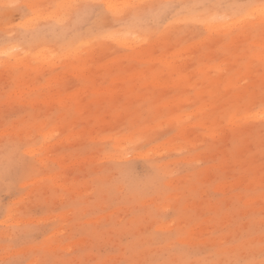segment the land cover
Instances as JSON below:
<instances>
[{
    "label": "rangeland",
    "instance_id": "rangeland-1",
    "mask_svg": "<svg viewBox=\"0 0 264 264\" xmlns=\"http://www.w3.org/2000/svg\"><path fill=\"white\" fill-rule=\"evenodd\" d=\"M104 1L0 0V264H264V1Z\"/></svg>",
    "mask_w": 264,
    "mask_h": 264
},
{
    "label": "bare ground",
    "instance_id": "bare-ground-1",
    "mask_svg": "<svg viewBox=\"0 0 264 264\" xmlns=\"http://www.w3.org/2000/svg\"><path fill=\"white\" fill-rule=\"evenodd\" d=\"M88 1H89V0H88ZM106 1H107L108 5H109L110 7H116V9L122 7V9L124 10L123 7H125L126 5H128L129 3H128V4H126V3L129 2L130 0H128V1H127V0H124V1H126V2H124L123 0H122V1H121V0H105L104 2H106ZM131 1H133V0H131ZM131 1H130V3H131ZM134 1H135V0H134ZM137 1H138V0H137ZM145 1H147V0H144V2H145ZM178 1L181 2V0H178ZM201 1H205V0H186V1H185L184 3H182V4H191V3L193 4V3L201 2ZM260 1H261V0H260ZM262 1H264V0H262ZM147 2H148V1H147ZM180 2H179V3H180ZM216 2H217V1H216ZM233 2H234V1H233ZM89 3H90V2H89ZM124 3H125V4H124ZM139 3H140V2H139ZM141 3H142V2H141ZM141 3H140V5H141ZM148 3H149V2H148ZM148 3H143V4H148ZM164 3H166V2H164V1H156V2L153 3V6H158V7H160V6H161L162 4H164ZM131 4H133V2H132ZM136 4H138V3H136ZM143 4H142V5H143ZM217 4H218V3H217ZM226 4H227V3H226ZM245 4H246V3H245ZM251 4H252V3H251ZM251 4H250V5H251ZM199 5H200V4H199ZM229 5H231V4H229ZM229 5H228V6H229ZM233 5H234V4H233ZM233 5H232V6H233ZM238 5H239V4H238ZM238 5H236V6H238ZM242 5H244V4H241V6H242ZM166 6H167V5H166ZM197 6H198V5H197ZM212 6L214 7L213 4H212ZM248 6H249V3H248ZM252 6H253V5H252ZM249 7H250V6H249ZM258 7H259V5H258V6L256 5V8H258ZM263 7H264V6L262 5V8H261L262 10H264ZM155 8H156V7H155ZM209 8H210V7H209ZM230 8H232V7H230ZM230 8H229V9H230ZM233 8H234V6H233ZM259 8H260V7H259ZM109 9H110V8H109ZM116 9H114V10H115L114 13L116 12ZM191 9H192V7H191ZM202 9H203V8H201V12H202ZM261 9H258V10L261 11ZM125 10H126V9H125ZM125 10H124V11H125ZM130 10H131V9H130ZM187 10H188V9H187ZM205 10H206V9H205ZM205 10H204V11H205ZM224 10H226V9H224ZM240 10H241V9H240ZM243 10H245V9L243 8ZM247 10H248V9H247ZM247 10H246V11H247ZM251 10H252V12H253V9H251ZM256 10H257V9H255V12H256ZM258 10H257V11H258ZM194 11H195V10H194ZM196 11H197V9H196ZM199 11H200V10H199ZM206 11H208V10H206ZM218 11H219V10H218ZM227 11H228V10H227ZM229 11H230V10H229ZM260 11H258V12H260ZM110 12H111V11H110ZM156 12H157V11H156ZM185 12H187V11H185ZM191 12H193V11H191ZM242 12L244 13V11H242ZM252 12H251V14H252ZM258 12H257V13H258ZM262 12H263V14H264V11H262ZM262 12H261V13H262ZM127 13H128V12H127ZM158 13H160V12H158ZM162 13H163V11H162ZM206 13H207V12H206ZM245 13H246V12H245ZM245 13H244V14H245ZM249 13H250V12H249ZM249 13H248V14H249ZM118 14H119V13H118ZM122 14H123V13H122ZM124 14H125V13H124ZM140 14H141V13H140ZM156 14H157V13H156ZM188 14H190V13H188ZM200 14H201V13H200ZM221 14H222V13H221ZM234 14H235V13H234ZM244 14H243V15H244ZM142 15H143V14H142ZM202 15H203V14H202ZM252 15H253V14H252ZM255 15H256V13H255ZM260 15H261V14H260ZM156 16H157V15H156ZM200 16H201V15H200ZM250 16H251V15H250ZM219 17H220V15L218 16L217 19H221V20H222V17H220V18H219ZM234 17H235V16H234ZM252 17H253V16H251V18H252ZM254 17H255V16H254ZM259 17H261V16H259ZM262 17H264V15H262ZM238 18H239V17H238ZM238 18H236L237 21H238ZM251 18H249V19H251ZM147 19H148V18H147ZM197 19H198V18H197ZM236 19H235V20H236ZM239 19L242 20V17L239 18ZM244 19H245V18H244ZM247 19H248V18H247ZM252 19H253V18H252ZM252 19H251V20H252ZM257 19H258V18H257ZM223 20H224V19H223ZM223 20H222V21H223ZM240 20H239V22H240ZM245 20H246V19H245ZM245 20H244V21H245ZM251 20H250V21H251ZM253 20H254V19H253ZM255 20H256V19H255ZM261 20H262V18H261ZM198 21H200V20H198ZM202 21H203V20H202ZM210 21H211V20L209 19V22H210ZM213 21H214V18H213ZM213 21H212V23H213ZM218 21H219V20H217V21H215V22H217V23L220 24L221 21H220V22H218ZM224 21H225V20H224ZM237 21H235V22H237ZM250 21H247L246 23H248V22H250ZM207 22H208V20H207ZM229 22H231V21H229ZM233 22H234V21H233ZM233 22H231V26H230V27H232V26L234 25L235 22H234V23H233ZM242 22H243V21H242ZM260 22H262V21H260ZM232 23H233V25H232ZM246 23L244 22V25H245ZM213 24H214V23H213ZM215 24H216V23H215ZM219 24H218V25H219ZM226 24L228 25L229 23H225V25H226ZM238 24H239V23H238ZM240 24H241V23H240ZM242 24H243V23H242ZM206 25H207V24H206ZM208 25H209V24H208ZM208 25H207V26H208ZM216 25H217V24H216ZM218 25H217V27H218ZM222 25H223V23H222ZM222 25H221V26H222ZM225 25H223V26L225 27ZM227 25H226V26H227ZM229 25H230V24H229ZM223 26H222V27H223ZM234 26H235V25H234ZM238 26H239V25H238ZM249 26H250V25H249ZM217 27H216V28H217ZM216 28H215V30H216ZM219 28H220V27H219ZM209 29H210V28H209ZM209 29H208V30H209ZM211 29H212V27H211ZM217 29H218V28H217ZM154 30H155V29H154ZM213 31H214V30H213ZM210 32H211V31H210ZM248 35H249V34H248ZM242 36H243V35H242ZM233 37H235V36H233ZM125 39H127V38H123V39H121V40L126 41ZM258 41H259V40H258Z\"/></svg>",
    "mask_w": 264,
    "mask_h": 264
}]
</instances>
